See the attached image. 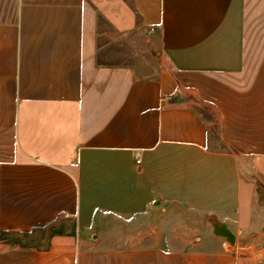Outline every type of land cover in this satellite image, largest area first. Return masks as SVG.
Returning a JSON list of instances; mask_svg holds the SVG:
<instances>
[{
	"label": "crops",
	"instance_id": "obj_1",
	"mask_svg": "<svg viewBox=\"0 0 264 264\" xmlns=\"http://www.w3.org/2000/svg\"><path fill=\"white\" fill-rule=\"evenodd\" d=\"M108 31L156 38L169 70L100 62ZM258 186L264 0H0V264H264ZM174 203L200 243L91 246L99 217Z\"/></svg>",
	"mask_w": 264,
	"mask_h": 264
},
{
	"label": "rangeland",
	"instance_id": "obj_2",
	"mask_svg": "<svg viewBox=\"0 0 264 264\" xmlns=\"http://www.w3.org/2000/svg\"><path fill=\"white\" fill-rule=\"evenodd\" d=\"M109 32L105 36L110 43L100 55V62L135 66L143 76L157 75L161 71L169 70L156 38L140 31L125 35ZM183 101L205 117L208 123V146L215 149L226 148L219 136L218 120L214 110L198 103L195 97L188 93ZM261 188L258 186V192L260 201L264 204ZM208 224L209 221L200 220L195 213L187 211L180 203L167 204L163 208L151 209L140 218L99 217L90 238L92 242H89L94 248L124 247L146 244L150 239L159 240L171 235L175 239L189 238L192 244H198L206 237L205 232L208 228L213 230ZM33 237L28 238L30 244L34 243ZM0 239H8V236L0 234Z\"/></svg>",
	"mask_w": 264,
	"mask_h": 264
},
{
	"label": "water",
	"instance_id": "obj_3",
	"mask_svg": "<svg viewBox=\"0 0 264 264\" xmlns=\"http://www.w3.org/2000/svg\"><path fill=\"white\" fill-rule=\"evenodd\" d=\"M214 233L215 235H218L219 237L225 238L226 241L233 245L234 244V235L229 232L225 226H216L214 227Z\"/></svg>",
	"mask_w": 264,
	"mask_h": 264
},
{
	"label": "built area",
	"instance_id": "obj_4",
	"mask_svg": "<svg viewBox=\"0 0 264 264\" xmlns=\"http://www.w3.org/2000/svg\"><path fill=\"white\" fill-rule=\"evenodd\" d=\"M137 163H138V161H137Z\"/></svg>",
	"mask_w": 264,
	"mask_h": 264
},
{
	"label": "trees",
	"instance_id": "obj_5",
	"mask_svg": "<svg viewBox=\"0 0 264 264\" xmlns=\"http://www.w3.org/2000/svg\"><path fill=\"white\" fill-rule=\"evenodd\" d=\"M23 240H25V239H23Z\"/></svg>",
	"mask_w": 264,
	"mask_h": 264
}]
</instances>
